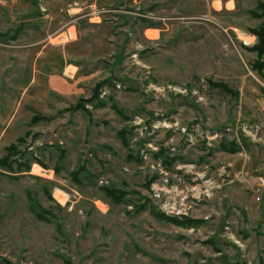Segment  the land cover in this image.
Segmentation results:
<instances>
[{
  "label": "rangeland",
  "instance_id": "rangeland-1",
  "mask_svg": "<svg viewBox=\"0 0 264 264\" xmlns=\"http://www.w3.org/2000/svg\"><path fill=\"white\" fill-rule=\"evenodd\" d=\"M260 3L0 0V264H264Z\"/></svg>",
  "mask_w": 264,
  "mask_h": 264
},
{
  "label": "built area",
  "instance_id": "built-area-1",
  "mask_svg": "<svg viewBox=\"0 0 264 264\" xmlns=\"http://www.w3.org/2000/svg\"><path fill=\"white\" fill-rule=\"evenodd\" d=\"M69 36L72 38V35L69 33ZM239 36V39L242 41V43L246 46V47H252L254 46L257 41H256V36L255 34H252V33H249V32H245V31H242V35H238ZM262 61H264V58L262 59ZM192 125L188 124V125H185V126H181L179 124V122L177 123L176 127H178V129H180L183 133L187 134L188 135V141L189 143H192L194 142V137H193V133H190L188 132L189 130V127H191ZM193 129L194 131H197L196 134H197V137L195 138L196 140L198 139V137H201V138H205L207 136L208 139H211V136L212 135H209V131H205L204 128L200 125V124H195L193 126ZM224 130H227V131H233L235 134H237L239 131L245 133L247 136H250V137H254V138H257L258 135H257V132H258V126L257 125H252V126H249V125H245V124H239V123H236L234 125H230V126H227ZM220 133L219 131H214V137H220ZM222 134V133H221ZM199 135V136H198ZM244 171H236V174H235V179H231L232 183L234 181H240L241 183H244L246 185V187H250L252 184L251 181H249V178L245 176V174H243ZM259 185L255 184V189L254 191L256 193H260L264 187V180L263 177H259ZM262 181V182H261ZM195 186V185H194ZM253 186V185H252ZM206 195H208V193H206ZM174 199V197H172ZM176 200V199H175ZM175 200H170V213L172 214H175V215H178L179 213H181L184 208H181L179 209L177 207V205L175 204ZM256 200H261V197H257ZM184 205V203H183Z\"/></svg>",
  "mask_w": 264,
  "mask_h": 264
},
{
  "label": "trees",
  "instance_id": "trees-1",
  "mask_svg": "<svg viewBox=\"0 0 264 264\" xmlns=\"http://www.w3.org/2000/svg\"><path fill=\"white\" fill-rule=\"evenodd\" d=\"M258 8L261 10V12H256L253 10L252 14H254L255 16H264V3H260L258 4ZM252 31L254 33H257V37L259 39V42L256 43L254 46L251 47V50H256L258 52V55H259V58H262V56L264 55V24L261 25V27L259 28H254L252 29ZM253 67L258 70L259 72L263 73V64L261 62V60H258L256 61L255 63H253ZM210 84L212 87H220V88H227L225 84H223V82H213L212 80H209ZM84 108L82 102L75 105V106H72V109H77V108ZM36 119V118H35ZM124 132V131H122ZM22 137L18 138V141H21ZM224 146H221L223 148H226V144L223 143ZM236 148H239L238 145L236 144L235 146ZM18 148V145L16 143H12L10 144L8 147H7V151L9 154H12V151L13 152H16ZM227 149V148H226ZM8 162H9V156L8 154L5 155V157H2L0 159V167L1 168H6V170H8L10 167H8ZM11 171V170H10Z\"/></svg>",
  "mask_w": 264,
  "mask_h": 264
},
{
  "label": "crops",
  "instance_id": "crops-1",
  "mask_svg": "<svg viewBox=\"0 0 264 264\" xmlns=\"http://www.w3.org/2000/svg\"><path fill=\"white\" fill-rule=\"evenodd\" d=\"M249 48H250V47H249ZM240 133L242 134V132H238L237 135H235V137H236V138H239ZM244 135L247 136L246 134H244ZM236 168H237V166H236ZM242 168H244V167H242ZM235 172H236V171H235ZM252 181H253V180H252ZM252 181H251V182H252ZM257 182H258V177H257ZM257 182H256V183H257ZM229 189H230L229 192H230L231 194H233V193L235 192V190L233 189V187H229ZM251 199H253V197H251ZM249 200H250V198L248 197V198L246 199V202L249 201Z\"/></svg>",
  "mask_w": 264,
  "mask_h": 264
}]
</instances>
